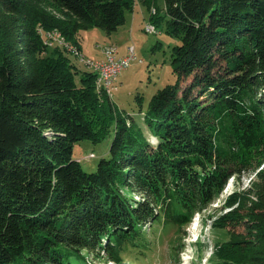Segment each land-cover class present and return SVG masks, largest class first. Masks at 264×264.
<instances>
[{"label":"trees","instance_id":"1","mask_svg":"<svg viewBox=\"0 0 264 264\" xmlns=\"http://www.w3.org/2000/svg\"><path fill=\"white\" fill-rule=\"evenodd\" d=\"M136 1L0 0V264L154 257L160 225L184 229L248 171L255 185L211 224L226 238L210 259L264 264V0H164L167 30L181 37L177 78L140 110L141 125L40 32L80 50L81 30L116 31ZM160 18L156 7L150 20ZM107 136L108 155L86 171L75 143Z\"/></svg>","mask_w":264,"mask_h":264},{"label":"rangeland","instance_id":"2","mask_svg":"<svg viewBox=\"0 0 264 264\" xmlns=\"http://www.w3.org/2000/svg\"><path fill=\"white\" fill-rule=\"evenodd\" d=\"M136 2L137 8L134 11L135 21L133 24L134 33L132 39L129 41V45L134 44L137 59L132 60L130 66L119 74L115 81L116 90L113 91V94L109 95L106 91L105 95L107 94L116 105L118 114L133 118L136 123L141 125L143 115L140 110L146 111L148 109L150 100L158 89L167 84H173L176 81L177 76L172 61V47L181 43V37L172 35L167 30L166 18L163 17L162 10L164 0H156L155 3L156 7L160 9L161 16L160 21L157 22V27L155 26V29L159 31L158 33L152 32V28L148 26V23H151L150 16L156 12V7L153 6L148 9L139 0ZM132 18L133 12H127V24L131 22ZM151 25L154 26V23L152 22ZM57 31L59 32V30ZM40 32L42 33L43 40L47 39L51 32L53 33V36L50 37L49 35V37L55 40L52 41L51 39L52 42L47 43L50 49L64 47L70 50L68 52L69 58L75 63L76 69L78 67L80 70H90L96 74L97 71L87 61L89 59L106 58V51L103 49L105 46L111 44H115L116 53L120 56L119 46L121 43H124L126 38H130L129 25L126 27V25L122 24L113 32H107L100 27H91L80 31L81 43L80 50H78L65 37L60 36L58 32V34L55 33V30H40ZM61 38L64 39L65 43H62V40L60 41ZM67 42L70 48L67 47ZM126 48L124 45L121 46V49L125 51ZM77 78H79L78 75ZM97 78L95 84H97ZM103 92L105 91L103 90ZM147 135L150 138L148 131ZM111 139V136H107V138L96 143L89 139L79 141L74 145V157L81 161L86 171H95L101 157L108 155ZM90 153L96 154V156L87 158L86 156ZM256 181L255 172L250 171L241 174L240 177H232L226 184L220 197L212 202L204 213H195L192 220L184 229L174 225L171 226L170 224L160 225L158 234L161 232L160 229L163 228L164 230H162L163 235L158 238L160 244L156 248L158 252L156 256L151 257V254L148 255L146 253L144 256H137L138 258L133 262L130 259L128 261L132 264H177L176 256L174 258V254H171V240H173L177 246L175 253L178 249L180 251V258L178 257L177 259L180 261L179 264H213L210 259V253L214 241L218 237L222 239L226 238V235L216 231L211 225L213 220L240 203L243 199L242 192L255 185ZM238 192L241 196H238L237 203L235 205H228L226 202L227 197L236 195ZM148 229L147 227L146 230ZM89 258L92 264H113L111 261L94 260L92 256Z\"/></svg>","mask_w":264,"mask_h":264},{"label":"built area","instance_id":"3","mask_svg":"<svg viewBox=\"0 0 264 264\" xmlns=\"http://www.w3.org/2000/svg\"><path fill=\"white\" fill-rule=\"evenodd\" d=\"M148 26H151V23H148ZM156 29H154V33H158ZM52 42L48 40H44V43ZM103 50H106V58L92 60L97 65L98 69V78L97 81L104 82L105 87L108 90L114 91L116 88L115 81L118 78L119 74L130 66L132 60H136L137 56L135 53V46L131 44L128 46L127 53L122 56H118V53L115 51V44L107 45ZM141 61V60H140ZM87 158L95 157L90 153L86 156Z\"/></svg>","mask_w":264,"mask_h":264},{"label":"bare ground","instance_id":"4","mask_svg":"<svg viewBox=\"0 0 264 264\" xmlns=\"http://www.w3.org/2000/svg\"><path fill=\"white\" fill-rule=\"evenodd\" d=\"M151 24H152V22H151ZM151 26H152V25H151ZM150 28H152V32H153L154 29L156 28V27H155V24H154V26H152V27H150ZM148 29H149V28H148ZM54 30H55V33L58 32L57 29H54ZM157 30H158V29H157ZM152 32H151V33H152ZM58 33L60 34V36L62 35L60 31H59ZM58 33H57V34H58ZM49 35H50V37H51V36H53V33L51 32ZM49 35H48V37H47V35H46V37L48 38V40H49V38H50ZM56 36H57V35H56ZM62 36L64 37V35H62ZM58 37H59V36H58ZM65 38H66V37H65ZM51 39H52V41L55 40L54 38H50L49 41H51ZM61 40H62V43H65L63 38H61L60 41H61ZM60 41H59V42H60ZM65 41H66V39H65ZM67 41H68V40H67ZM70 42H71V41H70ZM66 44H67V47L70 48V47L68 46V45H69L68 42H67ZM66 44H65V45H66ZM71 44H72V43H71ZM65 45H64V46H65ZM72 46H74V45H72ZM73 51H74V50H73ZM105 51H106V50H105ZM115 51H116V47H115ZM74 52H75V51H74ZM77 53H78V52H77ZM87 62H90L89 64L92 65V67L97 71V74H98L97 65H96L94 62H92V59H89ZM90 67H91V66H90ZM97 88H98L99 90H102V91L104 90V91H105L104 93H106V91H107L109 95L113 94L112 90H108V88L105 87L104 82H102V81H97ZM114 90H116V89H114ZM100 92H101V91H100ZM112 96H113V95H112ZM143 120H144V119H143ZM92 155H95V154H92Z\"/></svg>","mask_w":264,"mask_h":264},{"label":"crops","instance_id":"5","mask_svg":"<svg viewBox=\"0 0 264 264\" xmlns=\"http://www.w3.org/2000/svg\"><path fill=\"white\" fill-rule=\"evenodd\" d=\"M136 5H135V8H134V11L136 10ZM133 11V18H132V20H131V22L129 23V24H127V20H126V22L124 23V25H126V27H127V25H129V34H130V38H126L125 40H124V43H121V45L119 46V55L120 56H122V55H125L126 53H127V48H128V45H129V41H130V39H132V36H133V33H134V30H133V27H134V21H135V12ZM122 45H124V47L126 48V51L125 50H123V49H121V46ZM118 52V51H117Z\"/></svg>","mask_w":264,"mask_h":264}]
</instances>
